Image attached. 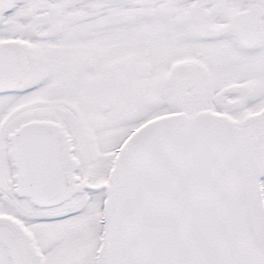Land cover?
Returning a JSON list of instances; mask_svg holds the SVG:
<instances>
[{
    "label": "snow or ice",
    "instance_id": "1",
    "mask_svg": "<svg viewBox=\"0 0 264 264\" xmlns=\"http://www.w3.org/2000/svg\"><path fill=\"white\" fill-rule=\"evenodd\" d=\"M0 264H264V0H0Z\"/></svg>",
    "mask_w": 264,
    "mask_h": 264
}]
</instances>
